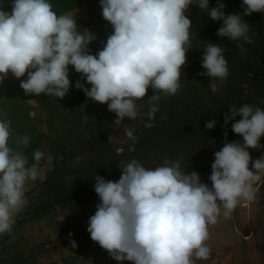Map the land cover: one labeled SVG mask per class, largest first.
Wrapping results in <instances>:
<instances>
[{
  "label": "clouds",
  "instance_id": "9594fccd",
  "mask_svg": "<svg viewBox=\"0 0 264 264\" xmlns=\"http://www.w3.org/2000/svg\"><path fill=\"white\" fill-rule=\"evenodd\" d=\"M192 5L206 10L213 21L223 22L218 36L245 43L252 39L243 16L264 13V0H242L243 13L233 14H225L226 6L219 0L216 7L209 0H100L102 16L113 32L93 55L89 44L96 35L87 29L78 31L71 14L57 15L49 0H13L11 12L0 9V83L9 73L18 79L27 73L20 82L25 94L63 99L71 86V65L91 85L87 88L77 81L75 88L92 101L107 104L116 120H135L137 101L151 87L155 94L148 98V117L152 120L159 111L152 102L159 101L161 93L171 96L182 89L181 68L191 48L192 21L186 13ZM224 52L209 42L202 56L206 71L200 75L223 83L230 75ZM229 109L225 125L235 120L232 131L242 142L226 141L214 153L211 187L201 182L197 172L183 171L179 160L165 159L149 168L133 159L119 167L118 181L95 176L100 203L87 231L111 258L134 264H197L210 259L209 225H216L221 215L231 219L242 201L254 202L255 185L264 177V155L253 160L249 151L264 148L260 143L264 109L247 103ZM216 123L211 120L205 127L213 129ZM124 131L129 139H137L133 129ZM11 135L10 122L0 120V234L12 231L15 213L27 203L26 184L37 180L44 156L36 150L35 163L29 165L22 151L9 146ZM29 143L28 136L17 139V145ZM70 243L77 247L75 240Z\"/></svg>",
  "mask_w": 264,
  "mask_h": 264
},
{
  "label": "trees",
  "instance_id": "16d2710c",
  "mask_svg": "<svg viewBox=\"0 0 264 264\" xmlns=\"http://www.w3.org/2000/svg\"><path fill=\"white\" fill-rule=\"evenodd\" d=\"M49 2L57 15L71 13L79 4L87 2L89 19L88 21L76 19L77 28L78 31L87 29L96 35V40L89 44L91 54L95 55L102 50L109 34L113 32V27L102 16L100 0H49ZM219 2L225 4V14L243 13L242 0ZM12 3L13 0H0V9L11 12ZM209 3L211 7H216L218 0H209ZM186 15L192 21L191 48L186 54V65L181 68L182 89L171 96L161 93L160 100L152 102L159 106V111L152 120L148 117L150 109L148 98L155 94L151 87L145 98L137 101L138 117L135 120L125 117L121 120L123 126L118 125L115 122L117 119L115 113L108 110L107 104L92 101L82 90L75 88L77 81L87 88L91 85L86 79H82L81 74L76 73L71 65L69 66L71 86L63 99L46 94L39 96L25 94L20 87V81L11 73L0 83V120L10 122L12 135L9 146L22 151L28 158L29 165L35 163L33 153L36 150L41 151L44 156L39 163V171L46 166L49 156L53 159V168L48 170L43 182L38 177L36 181H29L26 184L27 206L15 218L12 231L0 234V264H42L40 256L44 252L52 253L54 248L46 249L44 245L36 242L30 244L26 229L34 228L44 220L52 223L55 229L59 228L61 239L56 240L59 247L64 246V238L75 240L77 243V247L74 248L76 254L65 258V264H86L91 256L96 264L117 263L107 250L91 239L87 231L88 225L85 227L82 223V217L89 219L96 212L89 204L93 200L99 201L94 191L95 180L91 176L94 167L97 166L95 169L97 171L102 170V174L99 171L101 177L113 180L112 171L104 170L109 167L110 162V154L106 150L120 155L126 154L129 156L127 163L135 159L149 168L162 165L165 159L170 161L181 159L183 171L197 172L203 183L210 181L214 153L219 151L226 141L237 142L234 137L239 135L232 129H224L225 115L230 113V109L226 114L220 112L218 104H225L220 99L221 90L212 92L210 89L211 82L220 81L200 75L206 71L202 67L204 49L209 42L225 49L224 55L230 75L221 87L225 90L223 98L229 97L232 101H229L231 107L239 108L245 103L257 106L254 101L243 104L241 101L244 97H250L253 91L260 95L261 89L264 88V13L243 16V20L250 27L248 35L252 43H245L243 40L231 41L227 37L218 36L217 31L223 22L213 21L208 17V12L200 10L198 6H190ZM240 45L247 51L242 52ZM235 81L248 87L253 86V90L244 92V89H235L232 87ZM33 100L37 101L36 106L32 104ZM194 110L202 112V115L208 118L206 121L204 118L200 126H195L192 120L188 119ZM211 120L217 121L212 131L205 127ZM147 123L154 126L147 128L145 127ZM44 124L48 128L47 133L41 129ZM126 127L134 130L137 137L135 141L126 136L124 131ZM218 131L221 133L217 134ZM224 131L227 133L226 137ZM200 132L207 134L205 143L209 148L203 150L200 144L202 147L195 151V145H199L195 142L196 136ZM24 136L30 137L29 145H17V139ZM221 136L223 142L212 139V137L221 139ZM240 140L242 142V138ZM260 143L264 145V136L261 137ZM214 146L218 148L214 149ZM249 151L253 160L264 155V148ZM94 157L99 158L96 161ZM249 168L252 170L251 163ZM261 186L262 184L258 183L255 185L258 190ZM85 208L88 209L86 210L88 213L83 216ZM61 211L64 212L65 224L62 230L60 222L56 220V215L61 214ZM221 222L220 229L227 224L226 221ZM62 232L65 233V237L62 236ZM69 233L73 235L70 237ZM209 233L207 243H211L213 228L209 227ZM81 258L83 262L79 263ZM123 264L134 262L126 260Z\"/></svg>",
  "mask_w": 264,
  "mask_h": 264
},
{
  "label": "rangeland",
  "instance_id": "374dc122",
  "mask_svg": "<svg viewBox=\"0 0 264 264\" xmlns=\"http://www.w3.org/2000/svg\"><path fill=\"white\" fill-rule=\"evenodd\" d=\"M68 14H71L73 17H75V19L88 21L89 17H88L87 2H82L81 4L77 6V8L74 11ZM16 79L20 82L21 80L27 79V73H25L24 77H21L19 79L16 78ZM211 84L212 85L210 89L212 92L221 90L220 99L223 100L225 104L222 105V103L219 102L221 103V105L218 104L219 107L217 108L220 112H223V114L224 113L226 114L227 110L231 107L230 102L232 101L229 100L228 96H226L228 97L226 99L223 98V96H225L223 94L225 90L223 89V87H221L222 85L221 82L219 83V82L213 81L211 82ZM232 87H234L235 89L237 88H241V90L244 89L245 90L244 92H249L253 90V86L248 87V85L239 84L236 81L232 83ZM213 88H215L216 90L213 91ZM250 94H251L250 97L248 98L244 97L245 100L244 98L242 101L240 100L241 103L243 104L245 102L254 101L255 103H257V106L255 107H260L261 109H264V97H263L264 88L261 89L260 95L257 94L256 91H253V94L252 93ZM31 102L35 106L37 105L36 100H33ZM193 113L191 115L189 114L188 119H191L192 120L191 122H193L195 126L196 125L200 126L202 124V120L204 121V118H205V121L208 119L207 117H204L202 115V112L200 111L194 110ZM239 119L240 118L237 116L236 120H239ZM115 122H117L118 125L123 126V123L121 120L115 119ZM234 122L235 120H230L228 124L225 125L224 129L226 130L232 129V123ZM41 129L45 133H47L48 131L46 124L42 125ZM210 131H212V129H210ZM219 133H221V131L217 132V134ZM196 137L197 138L195 142H198L199 145L198 144L195 145V148H196L195 151H197L202 146H203L202 147L203 150L209 148L207 147V144L205 143L208 138L207 134L200 132L199 135H197ZM235 137L234 139H236L237 141H239L242 138L236 135ZM212 139L222 141L223 136H221V139L215 138V137L214 138L212 137ZM239 142H241V140ZM210 143H213V141L212 142L210 141ZM200 144L202 145L201 147H200ZM213 148L216 149L218 147L214 146ZM121 149L122 148H120L119 150ZM106 151L107 153L110 154L109 156L110 162H109V167H106L104 170L108 169L112 171V175H113V177H111L113 179L112 181H118L121 176V169L119 167H122L123 164L127 163L126 160L129 158V156H127L126 154L120 155L115 152H109V150H106ZM121 151H119V153H121ZM95 156L97 157V153L95 154ZM96 157L94 158L97 161L99 157L98 158ZM52 161L53 159L49 156L47 159L46 166L39 171L40 174L38 177L42 182L46 179L48 170H51L53 168ZM179 161H181V159H179ZM95 169H97V166H95L92 171L91 176L94 177L93 179H95L96 175L101 176L102 174V170H99L101 173L100 174L99 171ZM103 177L104 179L106 178L105 176ZM206 184H208V186L211 187V181L207 182ZM260 184H262V186L257 191L256 193L257 199L254 202L248 203V202L242 201L237 206L235 211L233 212L231 219L225 220L223 216L221 215V217L219 218V222L216 225H209L210 228H213L212 239H210L211 243H208V245L211 248V257L208 260L198 261L197 264H264V177H262L261 181L258 182V185ZM99 203H100V200L99 201L93 200L92 203L89 204V206L92 209H96V205ZM26 206H27V203L15 213L14 219L26 208ZM86 210L88 209L85 208V211L82 213L83 216L86 213H88V211ZM63 215H64V212L62 211H61V214L56 215V220L60 222L61 230L65 227ZM82 220H83L82 222L83 225L87 226L89 219H84V217H82ZM221 221L227 222V224L222 229L219 228L221 227L220 226V224L222 223ZM58 229L59 228L55 229L54 225H52V223H50L48 220H44L40 222L34 228L28 227L26 229V234L28 237H30V241H31L30 244L32 242H36V243H39V244L41 243L42 245H44L46 249L54 248L52 253L44 252L40 256V261L42 262V264H65V258H67L68 256H74L76 254L74 248H72L71 246V243H70L71 239H68V238L63 239V244L65 247L64 246L59 247L57 245L58 242L56 240L61 239L59 238L60 230ZM62 236L65 237V233L62 232ZM92 247L94 248L95 246L92 245ZM92 257L93 256L89 257V260L86 264H96ZM82 260H83L82 258L79 259V263L83 262ZM116 262H117L116 264H123V262H118V261Z\"/></svg>",
  "mask_w": 264,
  "mask_h": 264
}]
</instances>
